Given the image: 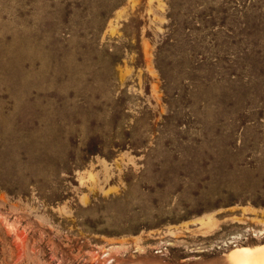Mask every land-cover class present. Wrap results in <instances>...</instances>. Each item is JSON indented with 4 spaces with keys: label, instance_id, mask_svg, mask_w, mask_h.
I'll return each instance as SVG.
<instances>
[{
    "label": "rangeland",
    "instance_id": "rangeland-1",
    "mask_svg": "<svg viewBox=\"0 0 264 264\" xmlns=\"http://www.w3.org/2000/svg\"><path fill=\"white\" fill-rule=\"evenodd\" d=\"M262 245L264 0H0V264Z\"/></svg>",
    "mask_w": 264,
    "mask_h": 264
},
{
    "label": "bare ground",
    "instance_id": "bare-ground-1",
    "mask_svg": "<svg viewBox=\"0 0 264 264\" xmlns=\"http://www.w3.org/2000/svg\"><path fill=\"white\" fill-rule=\"evenodd\" d=\"M233 264H264V245L237 248L230 253Z\"/></svg>",
    "mask_w": 264,
    "mask_h": 264
}]
</instances>
